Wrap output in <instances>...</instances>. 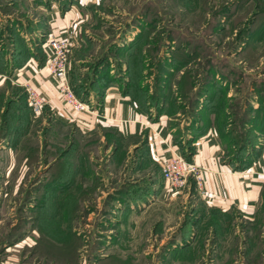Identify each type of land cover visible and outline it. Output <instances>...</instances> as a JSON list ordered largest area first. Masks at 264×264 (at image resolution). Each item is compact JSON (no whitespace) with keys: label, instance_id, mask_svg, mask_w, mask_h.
<instances>
[{"label":"rangeland","instance_id":"obj_1","mask_svg":"<svg viewBox=\"0 0 264 264\" xmlns=\"http://www.w3.org/2000/svg\"><path fill=\"white\" fill-rule=\"evenodd\" d=\"M9 1L0 0L1 19L18 16L17 3ZM39 1L58 11L68 0ZM73 2L76 21L65 36L74 32L80 44L89 41L90 47L77 54L86 56L71 68L96 71L109 53L123 62L130 54L139 55L132 89L136 101L158 110L153 101L165 94V112L172 114L177 129L173 137L183 149L173 145L181 154L192 151L179 130L181 121L188 125L189 115H201L210 125L212 119L223 158L236 160L262 145L264 0ZM30 11L27 17L36 16ZM129 44L131 49L125 47ZM76 47L70 39L68 58ZM114 58L107 61L119 66ZM85 72L87 81L90 71ZM35 130L12 153L9 181L0 185V264H264L263 201L259 213H192L195 198L185 195L190 179L171 197V205L158 198L148 213H121L117 190L146 173L133 178L127 165L107 169L94 154L88 168L57 180L51 161L64 165L69 145L64 125L43 119ZM0 155L7 162V155ZM161 162L155 166L160 172ZM49 193L51 209L40 214L49 205L44 201Z\"/></svg>","mask_w":264,"mask_h":264},{"label":"crops","instance_id":"obj_2","mask_svg":"<svg viewBox=\"0 0 264 264\" xmlns=\"http://www.w3.org/2000/svg\"><path fill=\"white\" fill-rule=\"evenodd\" d=\"M27 1L28 5H24L22 0H14L17 3L14 6L18 15L16 19H5L4 15L3 19L0 18V154L7 155L5 163L0 155V185L9 181L7 176L13 165L12 153L20 149L26 137L34 135L35 125L45 119L51 124L57 121L64 125L69 143L65 151L66 160L73 171L88 168L91 160H95V154L104 160L107 169H120L127 165L126 170L133 178L146 173L138 181H125L127 184L117 190L121 213H148L160 200L158 198L171 205L174 200L169 197L160 169L155 166L167 158L168 147L173 144L179 147L180 142L173 137L177 129L172 125V114L137 103L136 92L132 90L136 82L132 81L131 74L132 71L137 73L133 55L130 54V58L123 62L120 57L114 58L109 53L105 65L100 64L99 69L93 66L96 71L85 70L90 71L85 81L82 79L85 71L78 72L80 67H77L75 72L76 68L74 71L71 65L74 67L86 56L77 54L86 53L88 49L85 46L90 47V43L86 40L88 43L80 44L82 40L71 32L73 45L80 46L73 48V54L69 55L67 78L74 94L90 108L72 109L58 95L57 78L43 65L44 55L46 57L49 50L43 37L64 38L65 31L76 21L72 18L73 1L78 3L79 0H73L58 11L54 4L47 6L39 0ZM29 10L36 16L27 17L25 14ZM6 20L10 21L7 27ZM110 57L120 62L119 66L110 65L107 61ZM25 80L45 100L39 110H31L26 104L22 84ZM187 124L185 127L184 121L179 124V130L185 132L183 145L192 148L189 160L204 168L201 173L204 193L198 192L194 181L185 193L195 198L192 206L196 207L192 213H201V209L215 214L259 213L260 203H264V142L244 157L230 160L223 158L212 119L210 125L209 120L201 115L194 119L189 115ZM23 150L25 152L26 149ZM26 160L27 156L21 162L25 164ZM153 175H158V179Z\"/></svg>","mask_w":264,"mask_h":264},{"label":"built area","instance_id":"obj_3","mask_svg":"<svg viewBox=\"0 0 264 264\" xmlns=\"http://www.w3.org/2000/svg\"><path fill=\"white\" fill-rule=\"evenodd\" d=\"M71 35L64 38L46 36L48 52L43 65L58 80V95L74 110L90 109L89 105L80 100L73 92L67 78L68 47ZM26 102L32 110H39L44 104V98L38 93L28 80L23 83ZM180 150V149H179ZM177 146L169 148L171 155L161 162V176L165 182V187L170 197L179 195L190 179L195 181L199 193H204L201 173L204 168H200L195 162L186 160Z\"/></svg>","mask_w":264,"mask_h":264},{"label":"trees","instance_id":"obj_4","mask_svg":"<svg viewBox=\"0 0 264 264\" xmlns=\"http://www.w3.org/2000/svg\"><path fill=\"white\" fill-rule=\"evenodd\" d=\"M73 0H68L67 1V3L64 5L65 7H67L68 6V4L70 3V2H72ZM67 5V6H66ZM63 6V7H64ZM64 7V8H65ZM130 46V47H129ZM128 48H131V44H129L128 46H127ZM43 51V50H42ZM131 55H133V57H132V60H133V62L137 65V67H136V71H138L137 70V68H138V57H139V55H137V54H131ZM45 55H44V60H45ZM129 59V58H128ZM127 59V60H128ZM130 61H131V59H130ZM132 62V61H131ZM131 77H132V81L135 83L136 82V79H137V76H136V73L135 72H133L132 71V74H131ZM151 96V98H153L152 100H154V98L155 97H153L154 95L152 94V95H150ZM80 97H82V96H80ZM162 98H164L165 99V94H162V96H161V100L160 99H156V100H154L153 101V103H156V104H158V106H159V111H165V107H164V103L162 102ZM27 104V103H26ZM179 144V147H180V149L182 148L183 149V147L180 145V143H178ZM256 148L255 147H252V150H255ZM182 151V150H181ZM184 156H186L188 159H189V156L188 155H186V154H184V153H182ZM56 160H54V161H52L51 162V168H53L54 169V177H52V178H55V179H57V180H60L61 178H63V177H65V176H67V177H69V176H71L72 175V173H73V170L70 168L71 167V165L69 164V163H67V160H66V153H65V162H64V165L61 163H59V164H57V162H55ZM67 164V165H66ZM68 164L70 165V167L68 166ZM62 170V171H61ZM71 178V177H70ZM65 179V178H64ZM58 192H56L55 194H57ZM54 194V195H55ZM54 195H53V197H54ZM51 195H50V193H49V195H48V197H47V200H44V201H48L49 200V205L48 206H45V207H43V208H40L39 209V213L40 214H45V212H46V210H47V208H49V209H51V204H52V200H51ZM65 198H66V196H65ZM54 200H56V201H59L60 199H54ZM53 200V201H54ZM55 202V201H54ZM63 203V202H62ZM54 218V217H53ZM41 221H43V220H41ZM49 221V220H48ZM44 222H46V221H44ZM37 224V223H36ZM39 224H47V223H43V222H41V223H39Z\"/></svg>","mask_w":264,"mask_h":264}]
</instances>
